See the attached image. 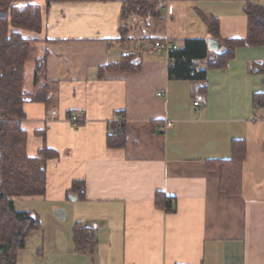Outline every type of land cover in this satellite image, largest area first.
I'll return each mask as SVG.
<instances>
[{"label":"crops","instance_id":"crops-1","mask_svg":"<svg viewBox=\"0 0 264 264\" xmlns=\"http://www.w3.org/2000/svg\"><path fill=\"white\" fill-rule=\"evenodd\" d=\"M246 1L165 0L147 23L127 21L134 38L126 43L119 40L121 0L54 1L45 9V0H33L42 25L20 32L36 52L33 91L24 81L23 89L35 94L45 86L48 103L25 102L21 126L29 156L46 145L59 158L46 162L45 194L19 200L44 205L23 210L44 231L29 235L16 264H264V107L252 104L254 93L264 94V73L251 71L264 61V46L237 48L203 82L169 79L167 54L150 47L209 38L201 15L219 20L222 39L242 38ZM128 51L141 60L136 72L105 69ZM74 113L77 126L69 121ZM119 114L124 144L109 147ZM43 129L44 138L35 133ZM234 139L243 140L245 159L241 192L230 195L219 188L216 160L230 157ZM77 182L83 196L69 209ZM157 193L170 209L156 204ZM78 222L94 234L83 249L72 239ZM28 241L38 242L36 253L25 252Z\"/></svg>","mask_w":264,"mask_h":264},{"label":"trees","instance_id":"trees-1","mask_svg":"<svg viewBox=\"0 0 264 264\" xmlns=\"http://www.w3.org/2000/svg\"><path fill=\"white\" fill-rule=\"evenodd\" d=\"M54 1L80 0H45L44 9ZM121 42L133 40L131 29L127 25L130 19L148 22L157 16L165 0H121ZM246 16V34L242 38H225L219 35V20L215 17L201 19L209 38L219 42L218 50L208 48L205 38L184 39L177 50L168 53L169 79L203 82L206 71L211 68H225L234 58L235 51L243 46H264V5L246 1L243 8ZM123 22V23H122ZM42 25V8L33 0H0V264H16L17 254L22 250L29 235L40 231L41 221L30 211L17 210L15 201L32 197H42L46 190V162L59 158V154L42 146L36 155L26 152L27 133L21 123L25 118L23 104L27 98L32 102L48 103V91L40 87L35 94H28L23 89L25 65L30 58L32 40L22 37L21 30L39 32ZM131 33V34H130ZM140 58L132 52L122 55L118 63L110 64L105 69L136 72L140 67ZM201 62L204 67L195 71ZM44 58L37 61L36 73L42 69ZM252 72L264 73V61L251 65ZM204 85L197 88L204 94ZM252 104L255 109L264 107V94L254 93ZM112 123L111 133L107 135L109 147L124 144L122 115ZM44 138L45 129L35 132ZM245 159L243 140L231 142L230 157L216 160L219 168V188L221 191L237 195L242 186V165ZM83 183H73L68 193L80 199L83 196ZM67 193V194H68ZM156 204L164 209L171 208V201L157 193ZM72 239L77 249H83L94 242L90 228L76 223L72 229Z\"/></svg>","mask_w":264,"mask_h":264},{"label":"rangeland","instance_id":"rangeland-1","mask_svg":"<svg viewBox=\"0 0 264 264\" xmlns=\"http://www.w3.org/2000/svg\"><path fill=\"white\" fill-rule=\"evenodd\" d=\"M131 34V33H130ZM135 35H139V31L136 30L135 31ZM208 39V38H206ZM35 55H36V52L34 50H32L31 54H30V58L29 60L27 61L26 63V66H25V77H24V89L27 90V91H31L32 93V83H33V78H34V73H33V70L31 69L32 65H33V61H34V58H35ZM78 201H74V202H70L68 201L67 203H65V205L67 207L72 208L74 207ZM15 208L17 210H28V209H31L33 211H41L45 208L44 205L41 203V202H34V201H17L15 202ZM56 214V213H55ZM43 219V218H42ZM40 221H42L40 219ZM50 229H46L45 231H49ZM44 231V228L42 227L40 231H36L38 232L37 234H41V232ZM40 236V235H38ZM38 242H35V241H28V244H27V247H26V253H36V250H35V244H37ZM38 262L40 263L41 261L38 260ZM38 263V264H39Z\"/></svg>","mask_w":264,"mask_h":264},{"label":"built area","instance_id":"built-area-1","mask_svg":"<svg viewBox=\"0 0 264 264\" xmlns=\"http://www.w3.org/2000/svg\"><path fill=\"white\" fill-rule=\"evenodd\" d=\"M150 47L154 50H163L166 54H167V58H168V53L170 51H173V50H177L178 49V45L170 42L169 40H155L153 42H151L150 44ZM168 62L169 64L171 63L168 59ZM172 65V63H171ZM199 70V67L196 66L195 67V71H198ZM195 105H199L198 102H194ZM69 121L70 123L73 125V126H77L78 123L80 122V116L79 114H72L69 118ZM169 125V124H167ZM263 148H264V144H263Z\"/></svg>","mask_w":264,"mask_h":264},{"label":"water","instance_id":"water-1","mask_svg":"<svg viewBox=\"0 0 264 264\" xmlns=\"http://www.w3.org/2000/svg\"><path fill=\"white\" fill-rule=\"evenodd\" d=\"M207 44H208V48L210 50H213V51L218 50L220 48L219 42L215 39H212V38L207 39ZM26 100L29 101L30 98H27ZM67 199H69L71 201H75V200H77V196L73 193H68Z\"/></svg>","mask_w":264,"mask_h":264}]
</instances>
